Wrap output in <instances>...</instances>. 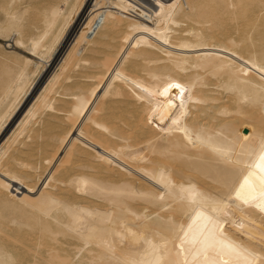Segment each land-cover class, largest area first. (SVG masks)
<instances>
[{
  "label": "bare ground",
  "instance_id": "obj_1",
  "mask_svg": "<svg viewBox=\"0 0 264 264\" xmlns=\"http://www.w3.org/2000/svg\"><path fill=\"white\" fill-rule=\"evenodd\" d=\"M88 2L0 0V136ZM52 65L0 143V264H264V0H92Z\"/></svg>",
  "mask_w": 264,
  "mask_h": 264
},
{
  "label": "rangeland",
  "instance_id": "obj_2",
  "mask_svg": "<svg viewBox=\"0 0 264 264\" xmlns=\"http://www.w3.org/2000/svg\"><path fill=\"white\" fill-rule=\"evenodd\" d=\"M91 2L92 0H89V2L85 6L83 4L82 7L79 9L78 13L76 14V16L71 20L66 32L64 33V35L62 36L58 44L56 45L53 52L48 57L49 62L45 67L46 69H44V71L36 78L34 85H32L30 90L27 92L26 96L24 95V97L21 100L22 102L20 101L13 115L10 118H8V120L6 121L3 127V133L0 136V143H2V140H4L6 135H8V133L12 130L11 127H14L13 126L14 122H16V120L20 116H22V113L24 112V110L29 106L32 98H34V95H36V92L38 91L39 85L40 84L42 85V82L46 79V77H48V75L50 74V71H52V66H53L52 61L54 63L55 60H58L60 56H62L64 52H66V49L68 48L70 44V41L72 40V38L74 37L76 33L79 22L83 18V16L86 14Z\"/></svg>",
  "mask_w": 264,
  "mask_h": 264
}]
</instances>
